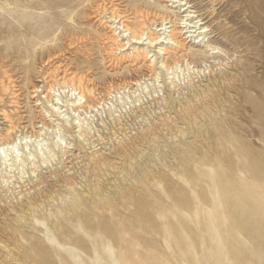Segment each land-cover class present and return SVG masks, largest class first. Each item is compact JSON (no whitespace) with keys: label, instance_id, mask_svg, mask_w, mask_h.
Instances as JSON below:
<instances>
[{"label":"rangeland","instance_id":"rangeland-1","mask_svg":"<svg viewBox=\"0 0 264 264\" xmlns=\"http://www.w3.org/2000/svg\"><path fill=\"white\" fill-rule=\"evenodd\" d=\"M175 2L0 0V134L52 150L0 160V264H264V0ZM99 5L178 34L191 14L207 37L170 76L153 48L152 74L111 60ZM67 73L92 107L55 85L61 117L46 96Z\"/></svg>","mask_w":264,"mask_h":264},{"label":"bare ground","instance_id":"bare-ground-1","mask_svg":"<svg viewBox=\"0 0 264 264\" xmlns=\"http://www.w3.org/2000/svg\"><path fill=\"white\" fill-rule=\"evenodd\" d=\"M167 2H173L174 4L176 3L175 0H167ZM98 10L101 11L100 15L103 16V17L101 16L102 22H100V24L103 23L105 30H109L111 33V35H107V37L105 39L106 41H108V44H109L108 50L110 51V54H111V56H110L111 60L114 62L115 61L119 62V61H124V60L132 61V62L140 61V63H142L141 61H144L145 63H149V65L147 67H149L148 69L151 71V73L154 71L155 62L157 61V59H159L158 56L154 59V57L157 55V53L156 52H155V54L153 53V51H152L153 48L157 49L158 54L161 56L160 61H159V64H161L160 66L163 67V69H165V72H167V76H170L171 74L172 75L175 74L176 70H178V69L180 70L182 68V66L180 65L181 62L178 59L177 60L175 59L176 61L174 63L170 64V62H169L170 52H174V54L177 55V53L184 51L185 41L188 38H192V37L195 38L197 33H199V35L197 37L202 36L201 41H204L205 38L207 37L206 34L208 32V29L203 26L202 22H195L194 23L193 22L194 21V18H193L194 15L191 16V14H186L185 16H183L180 19V26H181L180 28H182V29L180 30L179 34L180 33H182L184 35L187 34L188 36L185 39L179 40V38L181 36H179L177 29L174 28L173 24L170 27H166L167 24L172 23V21L165 23V22L169 21L168 16L164 17L163 22L160 25L162 27H160L159 29L157 28V25H156L157 21L151 20V19L147 20L146 22L140 21L141 23L138 25V27L132 28L129 24L128 16L125 13L121 12L119 9L113 7L111 10H109L104 5H99ZM183 12H185V11H183ZM98 13H100V12H98ZM190 18H193V19H190ZM105 19H108V21L105 22ZM199 21H201V20H199ZM169 29H172V30L169 31ZM121 32H123V34H124L123 36L130 38L127 42H123V38L120 36ZM129 41H132L131 45L133 47L131 48V50H130V47H127L129 45ZM210 48L212 51H215L214 47H210ZM152 53H153V55H151ZM213 53H215V52H213ZM185 59L186 58L184 57V60ZM185 62H187L188 66L189 65L192 66L188 60ZM183 64H186V63H183ZM183 69H185V67ZM183 69H181V70H183ZM191 69H192V67H191ZM179 70H178V72H179ZM189 71H190V69H188V72ZM200 72H202V71H200ZM174 76H178V75H174ZM177 78H180V77H177ZM56 81L57 82L53 81L54 84L50 88V91L54 90V95L51 97V99H49L48 96H46L47 102L52 107V108L51 107L50 108L53 109L54 113H56L62 117V114L65 112V110L62 111V109L65 107L63 105H65V104H62V106H61L58 103V101L61 103H64V102L61 98V96H62L61 92L58 95H56V92H58L59 90L55 91V85H58V87H60V90L62 91V93H65L66 90H68V92H66L67 93L66 97L69 98L70 95H71V97L74 96V99L69 101L70 106L72 107V111H75V108L77 110H80V109H83L85 106L92 107L91 104H87L86 94L90 93L92 95L93 91H92V89H89L88 85H86L84 83L83 77H79L78 75H74L73 73L68 75V73H67V75L64 76L62 79L56 80ZM139 88H140V86H139ZM114 89H116V87ZM109 93L110 94H108V95L110 96L112 92L109 91ZM55 101H57V103H55ZM67 103H68V101H67ZM98 104H99V101H98ZM93 108H94V106H93ZM6 118H8V117L6 116L5 119ZM23 129H25V128H23ZM6 130H7V128H6ZM18 133H19L18 128H16L14 125L11 124L10 128L6 131L5 134H0V160H2L4 162L10 161L11 160L10 157L15 154V158L19 162H21V164H19V168H17V169L23 173V168H21V167L26 162L21 158L22 157L21 150L23 148L28 149V143H27L28 139H32V138H33V140L40 139L42 133H41V131H34L33 133L31 132L29 135L27 134V132L22 133V135H18ZM79 135L81 136L82 134L80 133ZM37 141H38L37 147L39 148V150H38L39 153L44 152V150L46 148L44 149L43 147H45V146L48 147L46 149L47 151L51 148V147L49 148V145H46L48 142L45 144L43 139H42V141L44 143L39 141V140H37ZM61 141H64V138L61 136H57V140L54 142L55 147L60 146ZM50 151H52V150L50 149ZM48 153H49V151H48ZM34 156H35L34 153L30 152L28 154V158L29 157L35 158ZM13 164H14V162H13ZM12 166L13 165L10 164L11 171L13 168ZM7 174L10 175L9 172H7ZM21 219L24 220V217H21Z\"/></svg>","mask_w":264,"mask_h":264}]
</instances>
